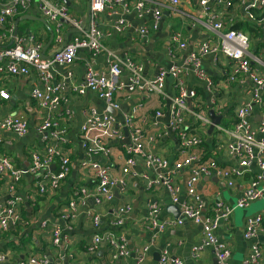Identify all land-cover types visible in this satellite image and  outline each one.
Listing matches in <instances>:
<instances>
[{
    "label": "crops",
    "instance_id": "obj_1",
    "mask_svg": "<svg viewBox=\"0 0 264 264\" xmlns=\"http://www.w3.org/2000/svg\"><path fill=\"white\" fill-rule=\"evenodd\" d=\"M6 0H0V7ZM67 8L70 18L79 19L85 26L88 21L89 0H53ZM152 1V0H151ZM148 1L142 9L141 16L135 9L136 0H112L106 10L97 17V28L103 32L102 43L115 55L122 57L130 56L142 64V76L152 78L159 70H168L170 67L184 66L185 56L193 51L202 40L210 43H218L220 32L207 24V14L199 0H180L176 8H170L165 0H157L155 6L162 11V17L158 27L144 36H139L137 30L141 26L149 27L152 23L151 9L153 3ZM251 0H231L213 3L210 1L209 11L214 18L225 22L226 28L243 22L244 30L249 37L248 53L250 65L253 70L264 74V8L252 9L254 18L246 17L245 6ZM23 14H31L43 18L45 23L39 20H21L18 25L23 33L18 36L33 35L34 39L43 44L44 57L50 56L59 44L55 41L56 24L49 21L36 9L31 8L25 12L15 14L12 19L1 28L6 31L7 27L14 26L16 17ZM122 16L127 24L121 32H115L113 25L115 20ZM62 38L69 40L76 32L67 19L59 20ZM225 30V29H224ZM180 32L186 42L185 49L176 48L171 44V35ZM52 34V38L51 37ZM41 52V53H42ZM90 66L93 70L108 73V63L105 53L92 54L89 50L81 49L71 64L56 65L53 72L54 82H63L61 91L62 100L58 108L60 125L66 128L63 138H54L49 132L38 134L36 128L40 124L43 111L37 101L31 97V89L41 87V83L34 71L28 76H6L4 79L9 93V99H0V116L9 113H18L27 119L29 128L25 136L19 137L11 132L0 131V152L7 154L16 168L28 170L31 164L30 154L36 151L43 154L49 148H60L70 159L71 171L64 182L56 189L40 192L37 187V176L24 174L15 190L10 193L7 189L6 180L0 179V205L15 196L21 200V219L16 224L0 232V253H7L4 261L0 264H20L34 254L44 255L48 264H68L73 257L85 261L87 264H123V259L116 260L112 256V250L105 240H102L95 252L88 253L86 245L92 235L113 232L117 237L123 236L131 253H135L144 245L149 244L154 233L146 220L149 217L150 205L155 203L160 208L157 221L164 223L165 220L178 218V203L171 199L169 190L163 185L160 174L163 170L146 168L138 158L135 164L126 167V146L128 136L124 132V139L118 142H109L111 154L100 155L96 160L106 166H110L111 173L115 177L125 179L126 190L122 187L114 188L112 201L97 204L91 196H83L76 201V211L72 219L61 218L66 210V205L73 197V189L83 186L88 190L94 188L96 179L92 172L82 168L81 162L86 159L82 151L79 138V125L83 120L82 111L88 106L95 107L99 112L106 111V104L93 92L87 91L84 95H78L74 88L83 82L85 68ZM201 66L211 78L213 86L210 90L204 88L198 80L189 75L186 77V85L197 92L198 100L204 103V108L215 100L214 111L222 118L218 125L229 126L235 109L244 103L249 97L253 83L245 75L236 82L228 83L225 79L229 70L227 58L213 55L201 59ZM128 73L123 70L119 81L127 83ZM165 96L149 93L134 92L126 85L115 93V101L119 109L114 115L121 122V114L135 108V119L142 127L155 135L152 142H146L149 152L157 153L166 158L170 164L181 158L178 146V138L170 129V120L167 112L170 98L176 94L173 78L165 79ZM160 110L163 115L156 118L155 112ZM194 108L188 101V111L185 114V125L190 130H196L202 138L201 143L192 149L196 156V163L208 160L217 162V169L211 174L203 175L196 184V189L203 198V213L210 214L214 201L221 200L229 205L234 204L245 190L251 179L258 173L257 167L251 165L243 174L235 178L233 186L229 187L221 175V171L233 166L237 159L229 155L226 150L219 146L220 139L214 127L211 134L207 133L208 127H201L193 117ZM208 114V110H207ZM264 114V106H255L249 118L252 124L261 120ZM209 117V116H208ZM260 118V120H256ZM126 129V128H124ZM58 168V161L50 165L52 171ZM191 167L176 170L171 176L172 182L179 186L178 200L187 199L184 186L185 179L189 176ZM130 203L131 210L127 214L124 223L120 227L111 224L112 211L122 203ZM88 212L99 216V227L94 228L91 224ZM262 214V230L255 240L260 246L262 255L257 264H264V196L242 209H234L228 220L220 222L216 235L219 241L225 242L231 251L229 264H242L243 259L250 250L252 240L243 237V228L248 216ZM182 218L181 224L164 225L157 233L154 245L150 246L145 253L143 264H158L159 254L166 250L168 254L179 257L184 264H215L214 250L211 246H200L202 229L199 224L189 219ZM44 223V224H43ZM60 227L66 241L52 244V230ZM195 247H199L196 255L192 256ZM133 255L129 261L132 262Z\"/></svg>",
    "mask_w": 264,
    "mask_h": 264
},
{
    "label": "built area",
    "instance_id": "obj_2",
    "mask_svg": "<svg viewBox=\"0 0 264 264\" xmlns=\"http://www.w3.org/2000/svg\"><path fill=\"white\" fill-rule=\"evenodd\" d=\"M111 1L89 0L88 21L83 26L79 19L70 18L67 15L65 5L53 0H6L0 7V29L4 28L9 22L8 20H11L15 14L34 8L49 21L56 24L55 41L59 44V47L49 57L43 58L41 54L43 44L41 41L35 40L32 34L23 37L16 34L13 37V25L7 27L5 32H0V42L6 39L11 40L13 37L12 44L0 47V99L8 100L10 96L4 81L6 76H28L34 71L41 87L32 88L30 95L37 101L43 111L41 122L36 130L38 134L49 132L54 138L61 139L66 134V128L59 123L60 115L58 113L64 83L53 81L54 67L56 65L71 64L77 57L79 50H89L92 54L105 53L108 63V76L87 66L84 80L74 88L75 92L78 95H84L87 91H91L103 100L107 107L113 109H119V104L115 101V93L125 85L134 92L156 93L164 97L165 79L167 76H171L176 94L170 98L167 112L170 129L175 132L178 138L181 158L170 164L166 158L146 149V142L154 141L155 135L146 131L135 119V108L123 112L121 122H118L115 116L109 112H99L95 107L88 106L82 111L83 120L79 125L80 145L86 157L81 165L82 168L92 172L96 184L90 190L83 186L75 187L72 192L73 197L67 203L66 210L62 213L61 218L72 219L76 211V201L83 196H91L95 203L104 204L112 201L114 188L122 187L124 191L126 190L125 179L115 177L111 173L110 166L103 165L96 160V157L100 155L107 156L111 154L109 142H118L124 139L123 130L126 128L128 144L125 148L127 154L125 166L127 168L133 166L139 158L146 168L163 170L160 179L169 190L171 199L178 203L179 215L201 226L202 239L200 246H211L213 248L215 264H229L230 248L225 242L219 241L216 235L220 222L228 220L234 209L245 208L264 196V114L256 124H252L249 119L256 105L264 106V74L253 70L250 65L249 37L241 30L226 28L224 21L214 18L209 11H205L209 8L210 1L229 4L231 0H199V4L205 8L203 10L207 14V24L220 32L219 42L210 43L208 40H202L193 51L185 56L183 67L173 66L168 70H159L152 78H145L142 76L143 67L139 61L127 55L119 57L102 43L104 34L97 28L96 20L98 15L106 10ZM148 1L151 0H136L135 9L139 16L142 15V9ZM155 1L157 2V0L151 1L153 3L151 9L152 23L149 27L141 26L137 30L139 36H144L158 27L162 11L155 6ZM165 1L170 8H176L180 4V0ZM258 7L259 9L264 8V0H251L245 6L246 17L252 20L254 18L252 9ZM60 19H67L76 32L67 41L62 38L59 25ZM126 26L125 19L119 16L114 22L113 30L121 33ZM170 40L176 48H186V42L182 39L180 32H174ZM208 55H213L216 59L218 56L228 59L230 66L225 77L228 83L236 82L240 80L241 76L245 75L253 83L250 97L235 109L230 125L214 126L217 127V135L224 137V139H220L219 146L237 159L233 166L222 170L221 175L226 184L231 187L235 178L241 176L244 170L251 165L257 167L258 173L251 179L248 187L243 190L234 204L229 205L221 200H216L212 205L211 213L204 214L203 198L197 191L196 184L200 177L209 175L212 170L217 169V162L208 160L195 164L196 156L191 151L201 143L202 138L198 131L186 127L185 114L188 111V101H191L194 108L192 113L195 122L197 121V124L201 127H206L210 123L207 114L208 107L204 108L205 105L198 100L195 89L188 88L186 85V77L192 75L204 88L208 90L212 88L213 82L201 66V59ZM123 70L128 73L126 84L119 81ZM215 105V100L212 99L210 107L213 110H215ZM162 115L163 113L160 110L154 114L156 118ZM28 128L27 119L16 112L0 116V131L11 132L22 137L27 134ZM30 157L31 164L28 170H22L14 166L13 161L7 154L0 152V179L6 180L7 189L10 193L15 190L25 173L37 176L38 190L44 193L56 190L70 174V159L58 147L49 148L43 154L32 151ZM55 160L58 161V168L52 171L50 165ZM187 167H191V172L184 182L187 199L180 202L177 198L179 186L172 182L171 176L176 170ZM20 202L19 198L11 196L3 205H0V232L6 231V229L20 221L22 208ZM130 210L131 205L128 202L118 205L112 211L111 224L114 227L122 226ZM159 212L158 205L155 203L150 205V213L146 222L148 227L154 230V233L149 244L137 249L134 254L127 247L124 237H117L113 232L104 233V236L100 234L92 235L86 245V251L88 253L95 252L98 244L105 240L112 250L113 258L116 260L123 259V264H143L145 253L150 246L154 245L157 233L164 225L182 223V218L178 217L175 220H165L162 224L157 221ZM88 215L92 226L98 228L99 216L90 212H88ZM262 223V214L248 216L245 220L243 237L252 240V243L242 264H257L261 258L262 251L255 238L262 230ZM52 235V244L54 245H59L67 240L60 227H54ZM198 249L199 247L194 248L192 256L196 255ZM6 254L0 253V262L5 260ZM130 255H133L132 262L129 261ZM20 264H48V260L44 255L34 254L29 256L26 262L21 261ZM68 264L87 263L72 256ZM158 264H184V262L181 258L170 255L166 250H163L159 254Z\"/></svg>",
    "mask_w": 264,
    "mask_h": 264
},
{
    "label": "water",
    "instance_id": "obj_3",
    "mask_svg": "<svg viewBox=\"0 0 264 264\" xmlns=\"http://www.w3.org/2000/svg\"><path fill=\"white\" fill-rule=\"evenodd\" d=\"M23 19L24 20H39V21L45 23V21H44L43 18H40V17L34 16V15H31V14H23L21 16H18L14 20L13 37L17 34V30H18V26L17 25H18V23L21 20H23ZM13 37L10 40V44H12V42H13ZM50 38H52V34H51V37ZM41 54H42V57H44V52H42ZM47 57H49V56H47ZM47 57H45V58H47ZM106 76H108V75H106ZM106 111L109 112L112 115H115L116 114V110H114L111 107H106ZM208 116L211 119V123H210V125L208 127L207 133L208 134H211L213 132L214 126L215 125H218L220 123V120H221L222 116L221 115H217L214 112V110L210 107V105H209V109H208ZM256 120H260V118H257ZM124 130H125V134H127V129H124ZM178 213L180 214L179 209H178ZM179 214H178V217H181ZM117 264H119V263H117Z\"/></svg>",
    "mask_w": 264,
    "mask_h": 264
},
{
    "label": "trees",
    "instance_id": "obj_4",
    "mask_svg": "<svg viewBox=\"0 0 264 264\" xmlns=\"http://www.w3.org/2000/svg\"><path fill=\"white\" fill-rule=\"evenodd\" d=\"M245 25H247V24H244L243 22H240V23H237V24L233 25L231 28L232 29H242V30H244L245 28H247V27H244ZM17 26H18L17 33L18 34L23 33V29H21V26H19V25H17ZM2 31L3 30L0 29V32H2ZM5 45H10V39H6V40H3L2 42H0V47H3Z\"/></svg>",
    "mask_w": 264,
    "mask_h": 264
},
{
    "label": "rangeland",
    "instance_id": "obj_5",
    "mask_svg": "<svg viewBox=\"0 0 264 264\" xmlns=\"http://www.w3.org/2000/svg\"><path fill=\"white\" fill-rule=\"evenodd\" d=\"M256 201H258V200H256ZM256 201L252 202V203L250 204V206H251L253 203H255ZM236 209H242V208H236Z\"/></svg>",
    "mask_w": 264,
    "mask_h": 264
}]
</instances>
